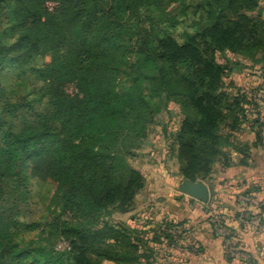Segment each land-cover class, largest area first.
Listing matches in <instances>:
<instances>
[{
  "label": "trees",
  "instance_id": "trees-1",
  "mask_svg": "<svg viewBox=\"0 0 264 264\" xmlns=\"http://www.w3.org/2000/svg\"><path fill=\"white\" fill-rule=\"evenodd\" d=\"M1 1L8 22L0 24V62L8 70L0 94L30 74L44 85L41 113L37 103H27V132L0 152V264H150L152 250L136 230L113 219L132 210L146 184L134 151L148 144L147 125L161 111L145 100L139 82L162 104L181 109L178 129L157 152L162 160L175 157L181 180L209 183L216 165L234 166L230 152L248 167L264 130L260 99L226 81L237 64L219 63L217 55L229 52L264 69L262 0H167L191 18V31L178 36L156 35L139 23L141 10L149 12L160 0ZM46 3L54 4L52 10ZM118 16L137 23L124 27ZM44 56L48 65L34 68ZM28 168L42 175L41 198L53 206L52 234L68 245L42 249L40 258L29 245L7 241L2 231L17 210L14 196ZM210 186L207 222L234 232L228 219L241 214L212 209ZM258 189L245 179L225 187L232 198L256 197ZM247 205L242 216L250 219ZM258 208L262 215L264 207ZM72 211L95 226L80 230L56 221ZM160 232L171 244L180 238Z\"/></svg>",
  "mask_w": 264,
  "mask_h": 264
},
{
  "label": "rangeland",
  "instance_id": "rangeland-1",
  "mask_svg": "<svg viewBox=\"0 0 264 264\" xmlns=\"http://www.w3.org/2000/svg\"><path fill=\"white\" fill-rule=\"evenodd\" d=\"M3 6L1 1L0 24L8 22L5 18L6 11ZM260 6L262 8L261 15L264 16V0L260 2ZM260 10L253 14H258L261 12ZM126 18V16L117 17V19L124 24V27L128 26V24L137 23L134 20L128 23ZM139 23L156 35L173 34L174 36H178L184 31H191V18L189 15L177 9L176 4H168L167 0H160L158 5L149 12L141 10ZM217 60L219 63L229 60L237 64L232 68L226 81L232 82L233 86L238 89L240 93L256 95L257 99H260V101H258V107L261 110V116L264 122V69L261 68V65L254 63L251 59H243L229 52L218 54ZM49 62L50 59L48 56L37 57L33 67L40 68L48 65ZM7 70V68L1 66L0 62V80ZM86 74L92 76L93 72L88 68ZM139 83L140 86H142V95L145 100L155 106L160 105L161 111L155 115V117L151 119V123L147 125L146 143L148 144L134 151L135 157L133 163L146 175V184L142 191L135 197L132 210L123 215L114 214L113 219L114 221H121L130 229L136 230L145 245L149 247L146 250H152L150 253V264H183L180 260L184 262L186 259L185 253H188L187 251L196 253L199 250L200 246L196 244L197 241H195V236L198 230H203V227L200 226L201 220L208 221L209 216L208 214L207 216L206 214L202 216L199 206L196 208H194L193 205L188 206L183 200L184 196H179L182 200H180L178 204H172V199L179 195L177 188L181 182V178L178 176V163L174 156L162 160L160 155H157V152L159 148L164 149L166 137L170 136L171 133H174V131L178 129L182 119L181 109L173 102L162 104L156 96L149 93L147 85L144 82ZM42 85H44L43 80H40L39 77L34 74H30L18 81H14L11 89L8 85L9 89L6 91L9 93L4 91L0 94V112L5 113L3 115V120L0 122V152H4L11 148L14 141L24 134V132H27L25 128L27 124L24 126L22 124L25 123L27 107H29L28 105L30 103H37L38 113H41V109H43V101L41 98L43 95ZM71 87L70 85L66 87L68 93L72 92ZM35 111H37V108H35ZM240 139L245 140L247 138L241 134ZM255 154L256 155L252 157L251 160L246 162L248 163V167H243L239 164L238 155L235 152H230L234 164L233 167L237 168L232 170L230 177L233 179L237 172L242 173L244 170H247L250 175V171H252L253 174L250 176L251 180L254 181L259 179L263 181L261 183L264 184V130L261 134V142L258 148H256ZM218 167L219 165H216L211 174V183L216 186V189L213 190L216 201L212 203V209H216L217 207L220 209L223 204L219 201L221 190L217 188L218 186H222L220 184L221 182H219L222 178H218L216 175V169H218ZM224 170L225 169H222L220 171ZM253 170L257 171V176H255ZM24 177L22 187L18 188L14 196L17 210L12 217V221L6 223L2 228L5 234L4 236L9 242L24 246L29 245L32 249L31 255L36 258H40L42 249L45 248H55V251H61V242L57 241L51 230L54 222L53 217H51L53 206L46 203L47 200L43 199V197L41 198L43 185L42 175L28 168ZM237 177H239V175H237ZM222 184H228V182H223ZM239 197L244 196L237 195L233 197L232 200L234 201H232V205H229L230 208H228V206L224 207L226 210L229 209V213L235 211V213L241 214L236 217L234 215L231 216L227 224L229 227H233L239 231H250L251 236L262 238L259 240V243L264 244L263 214H259V208L246 204L248 206L246 214L251 215V218L249 219L242 216L245 204L237 201ZM256 197L260 198L259 196ZM168 213L177 214L176 222L170 220V223L175 225L179 224V226L165 230V221L169 219L168 216H166ZM56 221L60 223L62 227H74L80 230L95 226L92 220L80 217L76 211L60 214ZM160 231H167L172 235H178L180 238H178L175 243L172 242L171 244L170 240L164 239L163 236L159 234L161 233ZM213 231H215L219 237H221L220 234L223 235L220 239L223 243L222 250L227 264L230 262L242 264L252 263L250 254L245 250L246 246L243 242L241 243V237L235 230L231 232V230L229 231L216 226L213 228ZM206 232L209 234L208 231ZM154 235L159 236L160 239L153 242L152 238ZM230 235H234V238L230 239ZM165 244H168L169 247L163 246ZM206 246L208 247L209 245L206 244ZM235 254H238L240 257L236 258ZM227 255L231 260L226 258ZM194 259L196 258H193V260ZM215 260L216 259H212L211 263H214Z\"/></svg>",
  "mask_w": 264,
  "mask_h": 264
},
{
  "label": "crops",
  "instance_id": "crops-1",
  "mask_svg": "<svg viewBox=\"0 0 264 264\" xmlns=\"http://www.w3.org/2000/svg\"><path fill=\"white\" fill-rule=\"evenodd\" d=\"M255 153H256V150L254 151V154ZM234 168H236V167H232V168L226 169L224 171H220L222 169H220L219 167H218V169H216L217 177L222 178L219 181V182H221L220 184L222 186L221 187L218 186L217 188L221 190V193H220L221 196L219 198V201H221V203H223V204H222V208H220V209L224 210V211H227L226 209H224V207L228 206V208H230L229 205L232 203V201H234V200H232V195L229 194L227 191H225V187L230 186L231 184L233 186L236 183H239L244 179L247 181V184L249 186H254V187L259 188L258 191L256 192V196L264 197V184L261 183L263 181H261L259 179L258 180L253 179L254 181H252L250 176L253 174V172L250 171V175H249L247 170L242 171V173L237 172L235 178L232 176L233 177V179H232L230 177V175H231L232 170ZM259 171H261V170H259ZM256 172L257 171H254L255 176H257ZM237 175H239V177H237ZM252 177H254V176H252ZM211 182H212V180H210L209 183H206V185L208 188L211 185L213 188L212 189V191H213L214 189H216V186L212 185ZM223 182H228V184H222ZM230 189H232V188L230 187ZM258 194H261V195H258ZM177 196H181V195H177ZM183 198H184L183 200L185 201V203L188 206L193 205L194 208L199 206L200 211L202 212V214H201L202 216L207 213V208H206V206H204V204H202V203L200 204L197 201L187 202L186 200H188L189 198H187V197H183ZM180 200H182V199L174 197L172 199V201H173L172 204H175V203L178 204ZM227 203H229V204H227ZM166 216H168V218H169V219H167V221H169V222L175 221L176 222L177 214L168 213V215H166ZM263 218H264V213L262 215V219ZM200 226L203 227V230H201V231L198 230L197 235H196L197 237L195 236V241H197L196 244H198L200 246L199 250L196 253H192L191 251H187L188 253H185L186 259L184 260V262L181 260H180V262H182L183 264H227V261L224 258V253L222 250L223 243H222V240L220 239L221 237H219L216 233H215V235L213 234V230H212L213 228L209 225V223L206 220L205 221L201 220ZM184 231H185V229H184ZM206 231H208L209 234ZM235 231L237 234L240 235L241 243L243 242V244L247 247V248L245 247V250L251 256V259H252L251 264H264V244L259 243V240H261L262 238L251 236L250 231H248V230L247 231L246 230L245 231H239L238 229H235ZM207 237H208V239H207ZM206 244L209 246L207 247ZM159 245H161V244H159ZM163 246H165L167 248L169 247L168 244H165ZM163 246H162V248H163ZM203 246H206V247H203ZM193 258H196V259L193 260ZM212 259H216L214 261V263H211ZM229 264H242V263H238V262L231 263L230 262Z\"/></svg>",
  "mask_w": 264,
  "mask_h": 264
},
{
  "label": "water",
  "instance_id": "water-1",
  "mask_svg": "<svg viewBox=\"0 0 264 264\" xmlns=\"http://www.w3.org/2000/svg\"><path fill=\"white\" fill-rule=\"evenodd\" d=\"M177 191L179 195L202 204H207L210 199V190L201 180L193 182L189 179H183L178 185Z\"/></svg>",
  "mask_w": 264,
  "mask_h": 264
},
{
  "label": "built area",
  "instance_id": "built-area-1",
  "mask_svg": "<svg viewBox=\"0 0 264 264\" xmlns=\"http://www.w3.org/2000/svg\"><path fill=\"white\" fill-rule=\"evenodd\" d=\"M54 4L53 3H46V8L48 10H52ZM238 202L240 203H244L245 205L248 204V206H252V207H256L258 208L259 206H263L264 207V199H260V198H247V197H239L237 199ZM223 233V231H222ZM224 234V233H223ZM221 237L223 236L222 234H220ZM68 247V245L66 243H61V249L64 250ZM236 258H239L240 256L238 254H235ZM243 257V256H242Z\"/></svg>",
  "mask_w": 264,
  "mask_h": 264
}]
</instances>
